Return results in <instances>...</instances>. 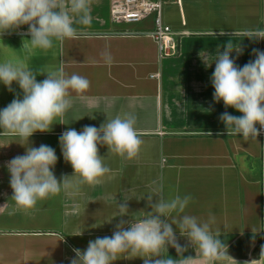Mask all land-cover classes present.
I'll return each mask as SVG.
<instances>
[{"label":"crops","instance_id":"crops-1","mask_svg":"<svg viewBox=\"0 0 264 264\" xmlns=\"http://www.w3.org/2000/svg\"><path fill=\"white\" fill-rule=\"evenodd\" d=\"M160 1L162 17L179 43L177 52L169 56L160 57L150 36L155 13L141 20L142 29L122 27L111 17L114 0H88L91 22L74 23L75 38L53 40L56 50L51 65H43L48 49L30 44L22 48L23 40L31 39L26 35L28 25L0 37V63L19 59L37 73L63 67L69 75L76 73L90 81L86 99L73 93L72 106L51 130L30 137L50 138L48 145L58 157L53 169L58 180L73 175L59 145L60 135L69 127L78 132L86 125L99 128L106 119L131 113L137 117L143 139L138 157L132 160L98 145L105 166L111 169L99 185L62 190L25 211L11 200L6 162L23 155L27 142L0 129V264H70L73 248L85 250L90 240L112 235L120 221L117 204L122 197L131 199L130 217L125 220L141 219L151 211L144 197L161 176L166 197L176 193L194 197L186 214L201 222L214 218L211 228L224 242L225 255L209 264L259 259L264 246V131L257 141L228 136L219 117L225 111L233 116L242 113L213 100L210 78L213 62L228 42L241 44L243 54L230 56L239 67L255 59L253 49L264 51V40L243 35L248 29H264V0ZM70 15L78 19L77 14ZM105 51L112 56L110 64L101 56ZM45 78L46 74L37 75L38 82ZM12 88L14 92L0 83V109L17 92L22 99L18 84L14 82ZM104 97L116 98L111 107H105ZM72 179L75 184L79 178ZM173 228L178 242L188 245L186 237ZM168 254L179 258L174 248ZM184 256L195 258L196 253L189 246ZM113 264L143 261L121 256Z\"/></svg>","mask_w":264,"mask_h":264},{"label":"clouds","instance_id":"clouds-1","mask_svg":"<svg viewBox=\"0 0 264 264\" xmlns=\"http://www.w3.org/2000/svg\"><path fill=\"white\" fill-rule=\"evenodd\" d=\"M70 12L77 14L78 19ZM90 22L88 0H0V36L28 25L26 35L31 39L23 40L22 48L30 44L32 48L50 49L54 39L78 35L74 23L88 25ZM243 35L253 41L264 40V29H248ZM222 49L213 62L215 69L210 78L214 88L213 100L216 103L223 101L226 109L231 107L242 115L233 116L225 111L219 119L228 136L238 135L246 142L257 141L264 131V51L253 49L255 59L239 67L230 56L233 52L237 53V58L243 54L241 44L234 46L228 42ZM101 56L106 63L112 62L108 51ZM44 74L46 78L38 82L37 75ZM14 82L22 90L23 97L21 99L16 94V98L0 109V129H3L2 133L27 141L26 146L21 144L25 146V153L6 162L13 191L11 200L18 208L30 210L38 201L62 190L75 189L80 184L99 185L111 169L105 166V157L99 154L98 145L106 146L108 152L124 160L138 157L143 139L134 114L116 115L106 119L99 128L86 125L78 132L69 127L60 135L59 145L63 159L73 168V175H62L58 180L53 171L58 159L55 149L46 144L38 148L29 146V138L36 132L51 130L54 121L72 106L73 93L81 100L86 99L84 94L90 88V81L76 73L69 75L63 67L37 73L19 59L0 63V83L14 92ZM115 99L104 97L105 107H111ZM74 177L79 178L75 184ZM152 185L144 197L151 211L141 219L125 220L124 217H130L128 201L131 199L122 197V202L117 204L120 221L112 235L90 240L85 250L73 248L75 256L70 259V264H113L121 256L125 259L141 258L143 264H209L223 259L225 244L212 231L214 218L201 222L196 216L186 214L194 197L179 193L166 197L162 176ZM173 225L180 236L186 237L188 245L182 246L178 242ZM189 246L194 249L195 258L184 256ZM170 247L175 249L179 258L174 259L168 254ZM260 261H264V246L259 259L244 264H260Z\"/></svg>","mask_w":264,"mask_h":264},{"label":"built area","instance_id":"built-area-1","mask_svg":"<svg viewBox=\"0 0 264 264\" xmlns=\"http://www.w3.org/2000/svg\"><path fill=\"white\" fill-rule=\"evenodd\" d=\"M161 9L160 0H114L111 17L115 22L134 23L155 13L154 27L150 35L157 44L160 57H163L175 54L179 43L174 37L171 26L164 21Z\"/></svg>","mask_w":264,"mask_h":264},{"label":"rangeland","instance_id":"rangeland-1","mask_svg":"<svg viewBox=\"0 0 264 264\" xmlns=\"http://www.w3.org/2000/svg\"><path fill=\"white\" fill-rule=\"evenodd\" d=\"M121 26L122 27H126V28H129V29H142L143 27H144V25H142V22L141 21H139V22H134V23H121ZM151 36V35H150ZM0 37H3V36H0ZM55 48H50V49H48L47 50V55H45L43 58H45L44 59V64L43 65H45V64H49V65H51L52 63H51V58L54 56V52H55ZM42 58V57H41ZM35 59H37V58H35ZM39 60V59H38ZM29 61H30V59H29ZM31 61H32V59H31ZM38 63V62H37ZM44 70L46 71L47 70V68L44 66ZM49 71H52V69H51V67L48 69V72ZM2 92H1V90H0V95H2L1 94ZM16 94H19L18 92L16 93ZM12 98H14V95H12ZM39 138H32V139H30L29 138V142H28V144H29V146H32V144H30V143H33V145L34 144H46V145H48V143H50L51 142V140H50V138H41V136H38ZM12 139V138H11ZM15 138H13L11 141H15L14 140ZM8 142H9V140H7ZM27 142V141H26ZM25 141H23V143H26ZM12 151H14L13 150V148H12ZM13 201V200H12ZM14 202V201H13Z\"/></svg>","mask_w":264,"mask_h":264}]
</instances>
